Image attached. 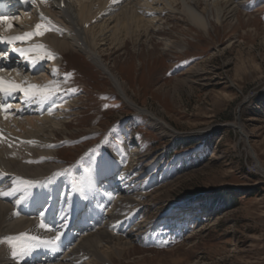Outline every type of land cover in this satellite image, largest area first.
<instances>
[{
	"label": "rangeland",
	"instance_id": "obj_1",
	"mask_svg": "<svg viewBox=\"0 0 264 264\" xmlns=\"http://www.w3.org/2000/svg\"><path fill=\"white\" fill-rule=\"evenodd\" d=\"M163 17L152 40L136 45L128 39L99 50L148 115L131 108L85 57L63 62L60 79L80 102L79 114L66 121H72V131L83 132L60 135L47 150L59 155L31 162L65 166L31 185L39 189L51 182L56 188L58 181L72 179L76 202L86 211L78 222L97 210L117 209L118 194L102 179L111 166L129 163L136 174L145 170L141 207L117 212L134 217V223L150 217L142 230L145 240L138 239L130 255L113 254L114 261L107 255L112 249H105L102 264H264V0H245L240 15L213 23L207 33L178 11ZM156 118L167 126L157 125ZM124 145L130 150L127 162ZM20 236L1 239L0 248L25 241L24 260L32 255L30 246L35 260L49 249ZM47 253L48 262L59 263L60 256ZM90 260L96 259L77 264Z\"/></svg>",
	"mask_w": 264,
	"mask_h": 264
},
{
	"label": "bare ground",
	"instance_id": "obj_2",
	"mask_svg": "<svg viewBox=\"0 0 264 264\" xmlns=\"http://www.w3.org/2000/svg\"><path fill=\"white\" fill-rule=\"evenodd\" d=\"M0 1L10 11L0 16V81H3L0 88L19 84L30 90L29 96L19 91H0V240L23 235L20 237H29L49 248L35 260V247L30 246L27 251L32 255L24 260L22 249L26 248V242L19 240L22 243L18 245L14 241L16 246L0 248V264H77L88 257L96 259L88 264H102L103 254H107L105 249H112V254H107L112 260L113 254L123 258L134 253L138 250V239L145 240L142 230L150 217L144 222L134 223V217L120 216L117 211L131 205L141 207L137 198L142 196L145 170L136 174L127 167L129 163H124L123 168L120 164L111 166L102 180L106 183L105 188L118 194L117 209L107 207L102 213H99L102 209L97 210V214H90L91 219L85 217L78 222L75 221L77 214L86 211L76 202L71 190L72 179L58 181L56 188L51 186V182L39 189L31 185V180L37 184L54 171L65 168L34 166L31 162L38 161L41 156L52 158L59 155L56 149L47 150L55 140H60V135L73 138L83 132L79 129L72 131V121H66L67 116L79 114L80 102L66 91L71 90V86L60 79L63 62L76 55L85 57L111 79L131 108L138 114L148 115V111L138 108L127 95L119 75L108 69L100 48L108 43L121 47L128 39L136 45L143 38L151 37L152 40L163 15L173 11L180 12L190 24L207 33L213 23L222 25L224 21L240 15V7L245 0ZM176 4L180 8H176ZM37 25H43L40 32ZM154 120L157 125L167 126L164 121ZM127 150L124 145V162L130 155V150ZM145 158L141 157L140 163H144ZM102 224L104 226L100 227ZM69 241L75 243L72 246L70 243L71 248L67 249L66 242ZM47 252L55 258L60 256L59 263L48 262L51 257Z\"/></svg>",
	"mask_w": 264,
	"mask_h": 264
},
{
	"label": "snow or ice",
	"instance_id": "obj_3",
	"mask_svg": "<svg viewBox=\"0 0 264 264\" xmlns=\"http://www.w3.org/2000/svg\"><path fill=\"white\" fill-rule=\"evenodd\" d=\"M5 22L7 23L8 21L5 20ZM42 28H43V25H37L38 32H40V30ZM40 34H42V32ZM8 42L11 43V41H8ZM0 84H3V81H0ZM0 91H4L5 93L13 92V91H19V92H23L25 94V96L30 95V90L28 88L21 87L19 84L7 85L3 88H0ZM10 107H11V105H8V108H10Z\"/></svg>",
	"mask_w": 264,
	"mask_h": 264
}]
</instances>
